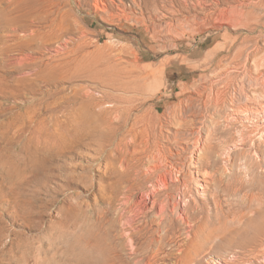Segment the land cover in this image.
Here are the masks:
<instances>
[{
    "label": "rangeland",
    "instance_id": "rangeland-1",
    "mask_svg": "<svg viewBox=\"0 0 264 264\" xmlns=\"http://www.w3.org/2000/svg\"><path fill=\"white\" fill-rule=\"evenodd\" d=\"M0 264H264V0H0Z\"/></svg>",
    "mask_w": 264,
    "mask_h": 264
},
{
    "label": "bare ground",
    "instance_id": "bare-ground-1",
    "mask_svg": "<svg viewBox=\"0 0 264 264\" xmlns=\"http://www.w3.org/2000/svg\"><path fill=\"white\" fill-rule=\"evenodd\" d=\"M102 9V8H101ZM4 12V11H3ZM23 42V41H22ZM21 42V43H22ZM18 46V45H17ZM11 49H12V47H11ZM25 59V58H24ZM24 59H20V63L22 64L23 63V60ZM27 59V58H26ZM29 63V62H28ZM22 65H25V64H22ZM27 65V64H26ZM32 72V71H31ZM89 92V91H88ZM87 98L86 99H84V100H82L81 101V103L79 104V106H78V108L76 109V115H77V119H78V121H74V122H76V124L75 125H73L74 126V128L76 127V128H80L81 126H82V124L83 125H85L86 123H90V121H92V118H94L97 114H95V112L93 111L94 110V108L95 107H97V106H101L100 105V103L99 102H93V101H91V95L90 94H88V93H86L85 92V94H84ZM76 104V103H75ZM74 118H76L75 116H74ZM60 119V118H59ZM59 119H58V121L57 122H59ZM64 119V118H63ZM67 122V121H66ZM66 122H64V123H66ZM63 122H62V120L60 119V122L58 123L60 126H63V128L64 129H66V125L64 124ZM55 124V123H54ZM57 124V125H58ZM67 125H68V123H67ZM90 125V124H89ZM41 126V125H40ZM64 126H66V127H64ZM71 126H72V123H71ZM56 127V126H55ZM70 127V126H69ZM84 127V126H83ZM91 127H93V125L91 126ZM68 128V127H67ZM57 129H59V126H58V128ZM76 130H78V129H76ZM88 131V130H87ZM60 132V131H59ZM176 140H178V139H176ZM179 142V141H178ZM182 146V145H181ZM204 148V147H203ZM184 149V148H183ZM203 150V149H202ZM154 154V153H153ZM168 154V153H167ZM179 154V153H178ZM171 155H173V156H175L174 154H171ZM163 155H160V156H158V157H156L155 155H150L149 157L151 158V159H153V160H157V158H160V157H162ZM172 156V157H173ZM177 157H178V155H177ZM179 157H181V156H179ZM163 158H166V156L164 155L163 156ZM174 159V158H173ZM180 159V158H179ZM174 161H176V159L174 160ZM179 163V162H178ZM158 170V168H157V166H156V168H154V169H151V171L154 173V172H156ZM185 172V171H184ZM124 174H126L127 173V170H124V172H123ZM127 176V175H126ZM191 180V179H190ZM213 181H214V179H213ZM191 182V181H190ZM189 181H187L186 179L184 180V182L183 183H180L179 185H183L184 186V191H183V196H184V198H190L189 199V201H188V203L186 204V206L185 207H183V208H181V207H179V205H178V203H174V208L176 209L175 211H177V212H179L180 214H181V216L183 215L184 217L183 218H185L186 220L187 219H190V220H195L196 221V219H197V217H198V215H200L201 213L203 214V210H202V208H203V206H202V204L203 203H198V201H197V198L195 197V195H194V190H193V186H192V183H190ZM206 182V184H204V186L202 187L203 188V191L205 192L208 188H209V185H210V181L208 180V182L207 181H205ZM194 183V182H193ZM214 183H215V181H214ZM178 185V186H179ZM176 187V186H175ZM199 187H200V185H199ZM198 192V191H197ZM124 194L127 196V193L126 192H124ZM156 195L157 194H155L154 195V198H153V200H152V205L154 206V205H156L157 204V199L155 198L156 197ZM206 195V194H205ZM165 197V196H164ZM215 198V197H214ZM187 199V200H188ZM170 201V198L168 197V200L167 199H164L163 201H162V203H161V216H162V224H163V226H165V224L167 223V220H168V229H167V231H166V233L168 232V239H169V237H170V235H171V233H172V231H171V229H170V227H169V224H171V219H170V215H168V212L169 211H171V209H170V207H169V202ZM214 202H215V204L216 205H219V203H221L220 202V200H219V198L216 196V198L214 199ZM217 208H218V206H216ZM173 208V209H174ZM170 209V210H169ZM173 211V210H172ZM170 213V212H169ZM200 213V214H199ZM203 217V216H202ZM202 217L200 216L199 218H200V220L202 219ZM200 222V221H199ZM203 222V221H202ZM158 231H159V229H158ZM192 241V240H191ZM188 242H189V240H188ZM193 243V242H192ZM153 261V260H152Z\"/></svg>",
    "mask_w": 264,
    "mask_h": 264
}]
</instances>
